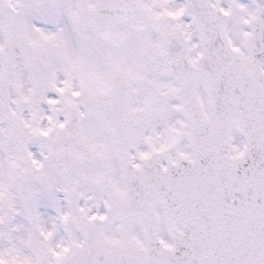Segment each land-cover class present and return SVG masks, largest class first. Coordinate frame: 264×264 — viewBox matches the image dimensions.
I'll return each instance as SVG.
<instances>
[{
  "label": "snow or ice",
  "instance_id": "6c2138e0",
  "mask_svg": "<svg viewBox=\"0 0 264 264\" xmlns=\"http://www.w3.org/2000/svg\"><path fill=\"white\" fill-rule=\"evenodd\" d=\"M0 264H264V0H0Z\"/></svg>",
  "mask_w": 264,
  "mask_h": 264
}]
</instances>
